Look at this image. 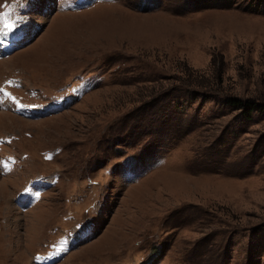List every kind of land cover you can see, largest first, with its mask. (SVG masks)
Returning <instances> with one entry per match:
<instances>
[{
  "label": "rangeland",
  "instance_id": "obj_1",
  "mask_svg": "<svg viewBox=\"0 0 264 264\" xmlns=\"http://www.w3.org/2000/svg\"><path fill=\"white\" fill-rule=\"evenodd\" d=\"M22 28L1 102L80 96L0 107V264H264V0H0Z\"/></svg>",
  "mask_w": 264,
  "mask_h": 264
},
{
  "label": "trees",
  "instance_id": "obj_2",
  "mask_svg": "<svg viewBox=\"0 0 264 264\" xmlns=\"http://www.w3.org/2000/svg\"><path fill=\"white\" fill-rule=\"evenodd\" d=\"M234 104L238 106V108L243 110L244 116L246 118H250V114L254 112L257 108H259V110L263 109V106L257 107V105L253 103L242 104L240 101H234Z\"/></svg>",
  "mask_w": 264,
  "mask_h": 264
},
{
  "label": "bare ground",
  "instance_id": "obj_3",
  "mask_svg": "<svg viewBox=\"0 0 264 264\" xmlns=\"http://www.w3.org/2000/svg\"><path fill=\"white\" fill-rule=\"evenodd\" d=\"M0 117H2V118L4 119V118H10V117H12V116H8V115H5V114H4V115L1 114ZM13 200H14V199H13Z\"/></svg>",
  "mask_w": 264,
  "mask_h": 264
}]
</instances>
